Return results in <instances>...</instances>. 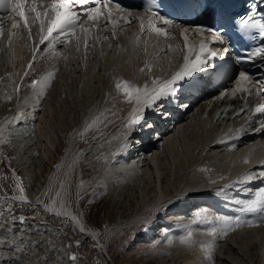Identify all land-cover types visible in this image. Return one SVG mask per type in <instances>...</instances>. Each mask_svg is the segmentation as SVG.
I'll use <instances>...</instances> for the list:
<instances>
[{"label": "bare ground", "instance_id": "obj_1", "mask_svg": "<svg viewBox=\"0 0 264 264\" xmlns=\"http://www.w3.org/2000/svg\"><path fill=\"white\" fill-rule=\"evenodd\" d=\"M45 2H47V0H45ZM130 12H132L133 14L139 15L140 19H134L132 17H129L130 23H125L123 21L117 23L114 29L116 33L115 39H112L113 25L109 24L107 28L101 27L99 31H97L96 29H93L92 34H91V39L89 40V47L87 51L85 50L84 43L82 40L80 42L78 52L75 50V44H70L68 47H65L63 45H58L57 51L67 55L68 57L67 60L63 58H59L58 60L46 59V60H40L39 62L34 63L33 68L35 69V71L30 76L25 78L24 83L21 85V91L19 94V98L14 92L12 105L16 107L17 111H20L23 114L25 119L19 122L14 121L15 126H13V129L11 131L9 130L10 135H14V137L13 136L9 137L8 142L10 143V139H12L10 143V147L12 144L13 150L15 152L14 155L16 154L15 164L17 165L15 166L19 165V167L23 168V172L27 174V177L29 178V180L32 179V177L31 178L29 177L31 176L30 172L32 170L30 169V166L28 165V160L30 159L32 155H34L33 152L36 151V143H35L36 138L38 141L39 137L37 136L40 135V137L43 140L45 137V131H46V129L44 128L49 127V125L46 123L47 120H45L43 115H38L39 119L37 122L34 120L33 116L35 115L36 110L38 109L33 107V105H35L36 103V94L39 91V86H37L38 89L36 88L35 90L32 87H27V86L24 87L25 85L31 84V81L33 79H40L42 76H44L49 71L55 72V77L51 81L50 86L45 90L44 97H47L46 95H50L52 93L57 94L55 98L53 97L54 104H56L57 106L56 107L51 106L47 108L49 111L54 109L56 113L59 112V114L63 115V117L59 116L58 119L60 123V128L63 127L64 129H66L67 120H69L68 122H72L76 118L81 117L83 119L88 115H90L89 116V119H90L92 116L99 115L101 112L104 111L105 106L102 107V104L96 103V102L100 103L102 100V97H101L102 95L100 96V93L96 89H94L95 94H93V92H91L92 94H90L89 91L88 92L86 91V93L82 92L83 93L82 94L80 93L81 91L77 92L78 89L75 90L76 86L78 85L80 86L79 90L81 89L82 85L80 83V80L81 78L84 79L82 72H84V75H85V73H87L88 70L90 69L95 70L94 73L96 75L94 74V76L97 77L98 84L100 85V82L104 84V86L106 84L105 88L107 87L108 83L111 84V87L114 88V90H112L113 91L112 96L118 97V99L115 97L114 98L118 101H121L120 102L121 104H119L120 105L119 107L122 109L120 110V108L118 107L119 108L118 110H120V112L118 114H115L118 111L117 110L114 113L115 115L113 114V116H111L110 119H112L111 121L113 123L116 122L115 124L118 126V128H124L122 127V125L129 118L128 116L127 119H125L126 116L129 115L130 112L132 111L134 104L125 102V97L122 94L118 93L116 90V87H115L116 83L118 81L124 80L134 86L143 87L145 85H148L149 87H151L152 80L155 77H159L161 80L170 79L173 72L175 70H178V67L181 64L183 55L187 52V49L184 48V39H182L179 36L177 30L170 29V31L172 32V35L167 39L164 38L163 36L157 37L154 33H151L150 31L147 30L148 29V23H147L148 16L147 15L138 13L132 10H130ZM17 19L18 18H15L11 15V16L6 17V19L3 22L9 21V23L13 25V23ZM142 22L146 29V31L143 33H141V23ZM100 23L101 25H103L104 21L102 20ZM92 24L93 22L88 21V20L87 21L85 20L83 22V25L85 27H91ZM10 30L16 31L17 35H21V33L18 30L12 29V26ZM77 32H79V29H77ZM22 35L26 37L27 32L26 31L23 32ZM105 36L109 37V40L106 42L102 40V38ZM96 37H100L101 39L96 40L95 39ZM137 37H140L141 42L140 40L137 39ZM189 39L191 40V41L188 40L189 47L195 46L193 42L197 41L196 35H194L193 37L190 36ZM12 42H13L12 43L13 52H14V55H16V60L18 63V65L15 67L14 76H13V83H14L13 88H16L18 84H21L20 77L23 75L24 69L27 67L28 62L32 59L31 57L32 41H26L25 39H18L14 37ZM26 43L28 45L27 47H26ZM169 46H171L170 50H169ZM43 47L44 46H41V50L43 49ZM137 52H139V55H140L139 58L138 57L136 58V55L138 54ZM156 57L159 58V60L164 58V61L162 63L165 65L164 67L162 68L157 67L158 64H156L157 62V60H155ZM120 64L121 66L123 65L125 67V69L127 70L126 72L128 73L130 72L129 77L122 78L124 76V73H123L124 71L122 72L123 76L120 75L121 73L119 74L120 69H118V67ZM146 64L151 66V71L141 72L140 69L145 68ZM156 69L158 71H156ZM141 73H147L149 75L148 82H144L142 80V77H140L139 79V76ZM88 79H90V77ZM85 80H83L82 83ZM209 80H210L209 76L205 78H202L201 76H199V79H196L194 82H192V83H195L197 87L190 88L187 86L188 87L187 93L182 94V95L177 94L175 98H169L168 100L161 101L164 103V105H167V107H169L168 109H166L167 112L169 113V116L167 117V119L162 120V119L157 118L158 114L156 112L148 113V115L152 118V120H154L155 118V121H157L155 124L154 130L156 131V135H158V138L153 140V135L155 133L153 134L151 132V133L145 134V132L142 130H138L130 134L133 138L130 141L133 147L128 151L121 152L123 153V155H119V158H116V160L112 164H110V168L107 170L108 176L106 175L107 178L106 179L104 178L105 179L104 182H106L107 184L108 194L112 199L119 200L120 197L122 199V197L124 196H125L124 198H127L126 200L123 199L125 202H121V203H126L123 207L130 208L132 204L137 203L139 204L138 206L145 207V210H146V207H147L146 205L148 204H146L143 201L145 193L152 194V197L149 198L151 199L152 205H156L161 200L160 196L162 192L159 191L161 190L159 189L160 186L158 187L159 190L158 191L156 190L155 185L157 183L155 182L158 181L157 177L160 178L162 174H166L164 167L166 168L167 166H169V169L172 167V172L175 173L176 175V178L175 177L173 178L177 181L184 180V173L186 171H187V174H189V177L191 175V178L200 177L202 179L200 180L203 182H200V180L197 179V181H194L192 184L187 185L188 190H185L184 193L189 194L188 196H186L184 199L173 200L166 205L167 211L163 213V217L165 216V218H163L162 222L163 224H167L169 228H171V230L169 231V234L171 236L170 240L172 241L171 243H168V240H166L168 239L166 235L164 236V235H161V233L159 234V232L157 231V227L154 226V223H153V226L147 232L142 231L140 233H136V236L138 237L137 239L138 240L147 239V242H149V239L151 238L156 239L155 244H154L156 248L160 249V248L167 246L166 248H169L170 252L172 253L170 258L177 259L175 260V262L177 261L181 264H186L187 262H188L187 264H197L196 262L190 263L189 261H192L193 258H196L197 256H199L202 253L201 250H203V248H204L203 253L204 251L210 249L208 248L209 244H213L214 247H212L209 253L205 254V256L207 257L210 256L212 259L208 260L204 258L202 260L203 263H200V264H263L261 262L264 261V223L258 222V217L260 213L241 212L240 211L241 206L236 203L237 201L235 202L236 204H228V205L218 202L217 204H214V206H212L211 208H209L210 207L209 206L206 209H202L201 211L199 210L201 215L199 217L194 216V218L191 219L190 222L187 221L188 224H183V220L181 221L182 225L180 224L174 225L175 223L174 224L171 223L172 221L168 223L169 222L168 219L171 218L170 216H172L171 214L180 217V215L183 212L190 210V208H192L191 207L192 205H197V204H200V202L204 201L203 199L204 195L211 197V195L217 194L216 190H218L219 188L218 189L216 187L215 188L212 187L211 189L207 188V186L210 187L211 185L214 184V183H210L209 181H216L218 177H219L218 178L219 180L221 179V177H224V179L227 180L228 178H232L235 176V174L239 170L238 167L236 171L228 172L229 167L222 168V165H221L220 170L218 172H214L213 174L212 173V170H213L212 163L213 162L210 159V157L209 158L207 157L206 159L203 153V157L205 158V159H202L203 162H201V160L199 159L202 156L203 151H206L207 154L212 153L214 151H216V153L225 152L223 154H228L227 151H223V150H227V149L230 150L231 146L234 144H231V145L230 144H217L216 141L219 138H222L227 135L236 136L237 130L246 125V117H248V115L253 110V108H255V105L261 99H263L261 98L263 94L261 96L255 95L256 90L254 89L253 86H251L250 83L245 85L253 93V95L250 98L247 96L246 93H243V94L239 92L233 93L231 91L232 89L237 87L236 83L234 84L235 86L229 89V92L226 93L223 97H221V94L215 98H212L211 97L212 95L209 96L210 94L208 96H205L203 94L207 91V88L210 86ZM77 82H78V85H77ZM83 86L86 87L85 83H83ZM109 88L110 87H108V89ZM21 94H23L24 96H22ZM110 94L112 93L110 92ZM196 94L200 95L199 100H196L198 101V103H194L193 101L187 102L188 97H193ZM199 95H197L195 98H197ZM26 97L27 99L22 101V99ZM44 97L41 100H43ZM63 97L65 98V100H67L66 104L67 102L75 104L74 102H75L76 97L80 99L78 101L79 104L72 106L73 113L69 112L70 113L69 115L68 114L66 115V113L62 111L64 110L63 105L65 103V102L63 103L64 101ZM114 98L112 97L111 102ZM180 98L183 100L178 102ZM246 100L248 101L247 103H246ZM91 101L94 102V103L92 102V105H94L95 108H90L91 105L89 104H91L90 103ZM107 101H109V99ZM48 103L50 102H48V100L46 99V103H45L46 106H50V104L48 105ZM118 103L119 102H117V104ZM39 105H41V101ZM113 105H116V103ZM191 108L193 110L192 112H190ZM241 108H245L246 110L237 117L236 113L239 112ZM106 110L107 109H105L102 115L105 114ZM55 112H52V114ZM120 116H122L121 121H119ZM46 118L48 117L46 116ZM65 118H68V119L65 120ZM117 118L118 120H116ZM110 119L108 121H110ZM186 119L187 121H185ZM258 123L259 122L257 120V116L255 115V117L253 118L252 124H251V128L254 129L255 127H258ZM175 124H177V127H178V128H175L176 135L173 138L171 137L172 139H167L165 142H163V144H160V142L158 141H160L161 137L164 138L165 140L166 138L165 135L169 133L170 131H173ZM219 130H221V134H222L220 137L217 136L218 133H220ZM21 131L22 133L18 134ZM113 132H112V135H114L115 133ZM117 132L118 131H116V133ZM53 133L54 132H52V134ZM166 136H168V134ZM241 137L242 138L235 144L236 147L234 150H232L233 153L229 157V160L231 161L232 159H234L236 155L239 154L237 157H235V158H238V161L241 160L239 161L238 165L239 167L246 168L249 164L256 162V160H258L261 155L264 156V133H257V132L254 133V131L249 130L247 134L242 135ZM101 140L102 141L100 143L101 144L103 143V148H104V141L106 140V138L104 140L103 139ZM109 141H106V142H109ZM161 141H163V139H161ZM97 142L94 141V144H93L94 147L96 146ZM117 143L118 142H116V144ZM117 147L118 145L116 146V148ZM137 147H138V150L140 151L136 150ZM31 149H33L32 153H30L29 155H26L25 153L30 151ZM174 151H176V153L178 152L181 155L180 159L178 158L179 156H175V158H178V159H173L174 157H172V154ZM139 152L144 153L146 155V160L148 159L151 161L155 156H157L158 158L159 155H162L163 156L162 158L166 159V161L163 162L164 165L161 167H159V165L157 164L158 162L153 163L154 165L150 166L146 160L145 162L143 161L144 166H150V167H148V169L147 167L146 168L143 167L144 169H147V170L143 169L145 174L140 175L141 176L140 177L138 175L142 173L137 172L138 170L136 169L137 164H134L133 162H131L132 160H129L130 157L134 156L133 154L139 155L138 154ZM81 155L82 153H80L79 156ZM167 155L173 159V160L171 159L172 162L169 161V158L167 157ZM244 157L245 159H249V161L245 163L247 165H243L244 160L242 161V159ZM75 159L76 158L73 157L70 160V162L66 165V169H65V171H67L66 174L69 173L70 167H72V164ZM136 161L139 162V160H136ZM215 162L217 163V161ZM130 163H133V164H130ZM229 164L230 163H228V165ZM204 169H206V171ZM256 169H257L256 166H253V170H256ZM197 170L199 171L196 172ZM169 172H171V170ZM114 175H117V179L113 178ZM215 175L217 177L216 179H215ZM66 176L68 177V175ZM142 176L146 177L145 178L146 181L148 178L149 184L153 183V188L151 189V191L146 190L147 187L142 184ZM120 178L122 180L121 182L120 181L119 183L114 182L115 180L118 181V179ZM224 179H221V180L223 181ZM123 181H125V183L127 181L130 184L126 183L128 185L123 186L121 185V184H124ZM165 181L166 180L163 179L161 182H165ZM187 181L189 180H186V182ZM236 181L237 180L235 179V182ZM172 184L171 186L174 185ZM179 184L178 185L175 184V186H173L174 191L178 189V187L180 186ZM248 186H250V184H248ZM58 187H59V190H58L59 195L57 194V196L53 198L56 200L57 210L59 209L60 203L63 201V200L62 201L60 200L59 202L57 201V199L61 197L62 190H63V188L61 190V186H58ZM162 187L165 188V186H162ZM149 189H150V186H149ZM167 191L169 193L170 192L172 193V191L170 190H167ZM139 192L141 194L140 197H138ZM192 195H195V196H192ZM226 195H229V193ZM0 196L2 197L1 194ZM214 196L212 197L214 198ZM138 198H140L141 203L138 202ZM205 198H208V197H205ZM164 199L165 198H163V200ZM206 201L207 200H205L204 202L210 205V203ZM65 208L68 212L75 214L71 206L68 209L67 207ZM195 215H196V211H195ZM218 215L232 217V218H235L236 216H240L242 220L245 219L246 221L247 220L257 221V223H260L261 225L263 224V226L260 227L257 225V223H255L254 226H252L250 229L248 228V230L243 231L245 230L244 228L247 227V224L244 223L242 226L236 227L235 221H233L232 222L233 226L228 233H231L232 231H235V232L232 235H229L227 237V240L225 243L221 242L222 240L219 242L218 239L220 238L218 235L220 234V229L223 227V225L219 221L216 220V216ZM247 216H250V217H247ZM205 217H207V219H205ZM175 218L177 217H174V219ZM30 221H32V219L27 220L25 224L31 223ZM16 225L20 226V224L18 223H16ZM217 226L220 227L219 230H217V233L215 234L211 233L210 229L216 228ZM77 227L79 228L80 225H77ZM172 227L174 228L172 229ZM185 230L192 232L191 236H192L193 245H191V248H188V250H184L183 244L181 243V238L178 237L179 232H184ZM199 235H203V236L199 239ZM221 238H223L224 240L223 236H221ZM223 243H224V248H222ZM230 244H232L234 247H232ZM103 247L105 248V246ZM150 253L153 254L154 252L151 251ZM162 253H163V250L161 254ZM203 253L200 255V257L204 256ZM217 254H221V257L223 258L218 257ZM165 255L166 254L161 255V257L159 258V261L165 262V260L167 259V256Z\"/></svg>", "mask_w": 264, "mask_h": 264}, {"label": "rangeland", "instance_id": "obj_2", "mask_svg": "<svg viewBox=\"0 0 264 264\" xmlns=\"http://www.w3.org/2000/svg\"><path fill=\"white\" fill-rule=\"evenodd\" d=\"M10 25L11 24L7 23V22L3 23L4 35H3V37H0V119H1L0 120V122H1V124H0V139L5 140L4 143H0V194L2 195V197L0 196L1 197L0 198V211L6 210L9 207V204L11 203L12 209H13V212H12L13 215L16 216V214L18 212L31 213L34 216V218L32 219V221H30L31 223H27V224H24L22 226L21 225L15 226V230L13 232V235L20 237L17 245H12L8 241H6L3 244H0V261H2L3 264H53V261L55 260V258L57 256H60L62 258V260L64 261V264H181L177 261L175 262V260H177V259L170 258L172 253L170 252L169 248H166L167 246L164 245L165 247L162 246L163 248L157 249L156 246L154 245L156 239L151 238L152 241H151V239H149L150 243L147 242V239L146 240H138L136 233H140V232L144 231L143 228L141 227L142 223L151 221V220H153V218H155L156 221L154 222V226L157 227V231L159 232V234L161 233V235L165 236V234L162 232V230L163 229L168 230V234L166 235L168 239H166V240H168V243H169V241L171 239L169 231L171 230V228H169V226L167 224H163V222H162L163 218H165V216L163 217V213L165 211L163 209H161L159 211V213H157L156 210H157L158 206H160L162 204L167 205L168 203H170L173 200L184 199L186 196L189 195V194L184 193L185 190H188L187 185L192 184L194 181H197V179L200 180L201 178L200 177H197V178L192 177L191 178V175L189 177V174H187V171H186L184 173V180L185 181L184 180L177 181L173 178V177L176 178V175H175V173L172 172V167L170 169H169V166H167L166 168L164 167L166 174H162L160 176V178L157 177L158 181L155 182L157 184L156 185L154 184L157 191L159 189H161V190H159L160 192H162V194L160 196L161 200L156 205H152L151 199H149L152 197V194L145 193L143 201L149 205V206L146 205L147 206L146 210H145V207L138 206L139 204H137V203L132 204L130 206V208L123 207L126 203H121V202H125L123 200V199H125V200L127 199V198H124L125 196L122 197V199L120 197L119 200H114L109 196L107 184H106V182H104V180L108 176L107 170L110 168V164H112L116 160V158H119L121 151L118 148L121 147V144L124 142V138L126 136H129L130 133H129L128 129L118 128V126L115 124L116 122L113 123L111 121L112 119H110V117L113 116V114L120 108L119 104H121L120 103L121 101H118L115 99V98L118 99V97L112 96L113 95L112 90H114V88L111 87V84L108 83L106 88H105L106 84H105V86L101 82H100V85L98 84L97 77L94 76L95 70H91V69L88 70L87 69L88 71H87V73H85V75H84V72H82V75L84 78V79L81 78V80H80V83L82 85L81 86L82 90L81 89L79 90L80 86L78 85V82H77V85L79 87L76 86L75 90L78 89L77 92L81 91L80 93H82V92L86 93V91L87 92L89 91L90 94H92L91 92H93V94H95L94 89H96L100 93V96L102 95L101 97L103 100V101L101 100L100 103H98V102H96V103L102 104V107L105 106L104 111H105V109H107L105 114L102 115V113L104 112L103 111L99 115L92 116L93 118L91 117L90 119H89L90 115L86 116L83 119L81 117H79V118L74 119L73 120L74 122L73 121L68 122L69 121V120H67L68 118H65V120H67L66 129H64L63 127L60 128V123H59L58 118H59V116L63 117V115L59 114V112L56 113L54 109L49 111L47 108V107H51V106H53V107L57 106L56 104H54V101H53L57 94L52 93L53 95L52 94L46 95L47 97H44L43 100H40L41 105H39V107L37 108L38 110H36V113L33 116L34 120L37 122L39 119L38 115H43L45 120H47L46 123L49 125V127L44 128V129H46V131H45V137L43 140L40 137V135L37 136V137H39V139L37 141V138H36V142H35L36 143V151L33 152L34 155H32L30 157V159L28 160V165L30 166V169L32 170L31 171L32 174L30 172L31 176H29V177L30 178L32 177V179L29 180V178L27 177V174H25V172H23V168L19 167V165L15 166V165H17V164H15L16 154L14 155L15 152L13 150L12 144L10 147V143H11L12 139H10V143L8 142V139H9V137H12V136L14 137V135H10V131L13 129V125H14L13 118L16 115L15 113H17L16 107L12 105V100L14 97V89H15V88H13L14 87L13 76H14L15 67L18 65V63L16 60V55H14V52H13V47H12L13 42L10 43L9 38H7L8 36H6V35H8L9 30L11 29L12 25L11 26ZM138 40H140V42H141L140 37ZM137 53L138 54L136 55V58L137 57L139 58V56H140L139 52H137ZM155 60H157L156 64H158V66H157L158 68H162L165 66L164 64H162L164 61V58L159 60V58L156 57ZM118 69H120L119 74L121 73L120 74L121 76H123V73H124V76L122 78L129 77L130 72L129 73L126 72L127 70L125 69V67L123 65L121 66V64H120ZM157 69H156V71H158ZM87 74H89V75H87ZM86 76H87V78H86ZM89 77H90V79H88ZM140 77H142V80L144 82L149 81V75L147 73H141L139 76V79H140ZM83 80H85L83 83H85L86 87L83 86V83H82ZM28 83H29V81H28ZM95 85H96V87H95ZM24 87H26V86H24ZM108 87H110V88L108 89ZM85 88H87V89H85ZM110 89H111V91H110ZM110 92L112 94H110ZM228 92H229V90H227V92H224V91L219 92L218 91V92L212 93L211 97L215 98L222 93H224V95H225ZM21 95L24 96L23 94H21ZM104 95H105V97H104ZM8 96H11V100L7 99ZM51 97H52V99H51ZM112 97L113 98L115 97V98L111 102ZM26 99H27V97L22 99V101H24ZM46 99L48 100V102H50V103H48V105L50 104V106H46V104H45ZM108 99H109V101H107ZM63 100H64L63 103L65 102L64 103L65 107L63 105L64 110H62V111L65 112L66 115L67 114L69 115L70 113H73L72 106L79 104L78 101L80 99H78L76 97L75 102H74L75 104L69 103V102H67V104H66L67 100H65L64 97H63ZM114 100H116L119 103L117 104V102ZM196 100H199V97H197ZM196 100L194 101V103H198V101H196ZM92 102L93 101L90 102L91 104H89V105H91V107L90 106L89 107L95 108V106L92 105ZM115 103H116V105H113ZM24 106H26V105H24ZM121 109L122 108H120V110ZM120 110H118L115 114H118L120 112ZM62 111H60V112H62ZM192 111L193 110L191 108L190 112H192ZM52 112H55V113L52 114ZM51 114H52V116H51ZM46 116L49 119L46 118ZM128 116L129 115H127L125 119H127ZM97 117L99 118L98 123L95 126H93L91 129H89L83 136L79 135V133L84 130L86 123H91V121ZM86 118H87V120H86ZM109 119H110V121H108ZM119 119H120L119 121H121L122 116H120ZM116 120H118V118ZM185 121H187V119ZM175 128H178L177 124H175L173 131H170L169 133H167L168 136H166L167 134L165 135V137H166L165 140H164V138L161 137V139H163V141H161V139H160V141H158V142H160V144H163V142H165L167 139H172L176 135V131H175L176 129ZM50 131H52L54 133L52 134V132H50ZM116 131H118V132L116 133ZM112 132L114 133V135H112ZM219 132L220 133H218L217 136H221V130H219ZM21 133H22V131L19 132L18 134H21ZM152 133L153 134L155 133L153 135V138H157L156 131L153 130ZM110 134L112 135V137ZM118 135H119V137H118ZM48 137H49V139H48ZM104 137L106 138V140L104 141V148H103V143L101 144L100 142L102 141L101 139H103V140L105 139ZM131 139H133L132 136H131ZM94 141H96V142L98 141L95 147L93 145ZM106 141H109V142H106ZM116 142H118V143L116 144ZM107 144H108V146H107ZM41 145H43V146H41ZM117 145H118V147L116 148ZM115 148H116V150H115ZM32 151H33V149L26 152L25 154L29 155L30 153H32ZM176 151H177V149H176ZM176 151L173 152L172 157H174L173 159H178V158L180 159L181 155L178 152L176 153ZM223 151H227L228 154H223L225 152L216 153V151L207 154L206 151H203L202 156H201L202 158L200 157V159H199V160H201V162H203L202 159H205V158L207 159V157L208 158L210 157V159L213 162L212 163V167H213L212 173L213 174H214V172H218L220 170L221 165H222V168L223 167H226V168L229 167L228 172L236 171L239 168V170L237 171L235 176L232 178H228L227 180L226 179H224L223 181L221 179L219 180L218 179L219 177L217 178L215 175V179L217 178V180L215 182L216 183L218 182L217 184H221L223 182L221 185H215L214 184L215 185L214 187L211 185L213 188L216 187L217 189L218 188L222 189V187H224V185H227V184H234L235 179L238 180V178L243 173L248 172L249 170H253V167L249 168V166L251 165V164H249L246 167L247 169H245L244 171H241L240 168H243V167H239V165H238L239 161H241V160L238 161V159L235 158L239 154L238 153H237L238 155L235 154L236 156L234 157V159L231 158L232 160L230 161L229 157L232 155L233 151L232 150L230 151L228 149L223 150ZM79 152L82 153L81 156H79L80 155ZM116 152L118 155H116L114 157L113 153H116ZM156 152H157V150H156ZM174 153H175V155H174ZM203 153H204L205 158L203 157ZM138 154L139 155L133 154L134 156L130 157V159H129V160H132L131 162H133L134 164H137V167H138V168L136 167V169H138L137 172L142 173L139 175L137 174L138 176L145 174L144 170H147L148 167L153 166L154 165L153 163L158 162L157 164L159 165V167H161L164 165L163 162L166 161V159L162 158L163 157L162 155H159L158 158H157V156H155L156 158L155 157L154 158L156 160L153 158L152 160L154 162L152 160H151L152 161L151 162L148 159L146 160V155L144 153L139 152ZM76 155H78V156H76ZM136 156H138V157H136ZM175 156H179V157L175 158ZM73 157L76 159L74 160L72 167H70L69 173L66 174L67 173V171H65L66 165L70 162V160ZM167 157L169 158V161L172 162L173 159L170 158V156H168V155H167ZM136 160H139V162ZM145 160L149 163L150 166H144L143 165V161L145 162ZM243 160H245V157L242 159V161ZM215 161H217V163ZM232 161H233V163H232ZM247 161H249V159H247ZM136 162H138V163H136ZM159 162H161V163H159ZM133 163H130V164H133ZM228 163H230L231 166H230V164L228 165ZM138 164H139V166H138ZM57 165H59L60 167H57ZM235 165H236V167H235ZM243 165H247V164L244 163ZM201 166H200V168H201ZM143 167L144 168L147 167V169H144ZM168 169H169V171L171 170V172H169ZM198 171L199 170H197L196 172H198ZM13 172H15L16 176H19L21 178V181H22L23 186L25 188V195L27 196V200H28L27 204H21L19 202L13 203L12 201L7 200V197H11L13 195H18V192H14L15 182H14L13 177H12ZM28 174H29V172H28ZM66 175H68V177ZM188 177H189V179H188ZM113 178L117 179V175H114ZM145 178L146 177L142 176V184L147 187V189L145 188L146 190L151 191V189L153 188V183L149 184L148 178H147V181ZM163 179L166 180L165 181L166 183L161 182ZM186 180H189V181L186 182ZM201 180H200V182H203ZM63 181H64L65 185H64ZM119 181L120 182L122 181L121 178L118 179V181L115 180L114 182L119 183ZM219 181H220V183H219ZM123 182H124V184L120 183L123 186L130 184L127 181H126V183H128V184H126L125 181H123ZM171 184L173 186H175V184L176 185L179 184L180 186L178 187V189L176 191H174L173 186H171ZM61 185H63L64 187H63V190L61 187L62 194H61V197H59L57 199V201L59 202L60 200L61 201L63 200L62 202L65 204V207H67V209L71 206V208L75 212V214H78V213L82 214V221L81 222L85 228V232H83V233L80 232V230H79L80 227L78 228L77 225L74 226L72 224V222L69 219L64 218L63 215L57 216V215H55V213L48 212V211L44 210L45 203H47V204L50 203L49 201H51L55 196H57L58 190H59L58 186H61ZM234 185H236V184H234ZM260 185H262V184H260ZM149 186H150V189H149ZM162 186H165V188H163ZM166 186H167V188H166ZM220 186H221V188H220ZM158 187H159V189H158ZM249 187L251 189L253 188L252 191L250 192V194L254 195V192L258 188L254 187L253 183H250ZM232 188L227 190V192H226V194L229 193V195L224 194V195L218 196L217 194H213V195H211V197L204 195L203 196L204 201L207 200L206 202L210 203V205L206 204L204 201L200 202V204L196 203L197 205H192L191 206L192 208H190V210H188L186 212H183L180 215V217L171 214L172 216H170L171 218L168 219V221H169L168 223H170L172 221L171 223H173V224L175 223L174 225H177V224L182 225L181 221L183 220V224H188L187 221L190 222V220L193 219L194 216H196L195 211L197 212V210L201 211L202 209H206L209 206H210L209 208H211L212 206H214V204H217L218 202H221L222 204L228 205V204H236L237 203L236 201H240V200L245 201V200L250 199V196L246 197V195L241 194V188L240 187L239 188L237 187V189H232ZM166 189L172 191L173 194L171 192L169 193ZM163 191H165V192H163ZM231 193L233 196L231 195ZM138 194H139L138 197H140V195H141L140 192ZM214 195H216V196H214ZM145 196H146V198H145ZM192 196H195V195H192ZM212 196H214V198ZM38 197L40 200L39 203L37 202ZM114 197H116V196H114ZM205 197H208V198H205ZM163 198H165V199L163 200ZM217 198H218V200H217ZM223 199H229L230 202H225ZM138 202L141 203L140 198H138ZM211 204H213V205H211ZM139 213H141V214H139ZM159 216L161 219L159 218ZM173 216L177 217L178 219L175 218L176 219L175 220ZM172 217H173V219H172ZM247 217H250V216H247ZM4 219L10 222V216L9 215H5ZM29 220H31V219H29ZM233 221H235V220L233 219ZM242 221H246V220L243 219ZM37 225H45L46 229L41 228L39 231H37V229H36ZM257 225L260 227L263 226V224L261 225L260 223H257ZM173 228L174 227H172V229ZM219 228L220 227H218V226L216 227L217 230H219ZM248 228L250 229L251 227L247 226L244 228L245 230H243V231L248 230ZM21 229H23V231H21ZM52 230H56V231H52ZM188 232L189 231H187V230H185L184 232H179L178 237H180V238L181 237H187ZM234 232L235 231H232L231 233H227L226 235H222L224 237V240H223V238H221V234H219L218 236L220 239H218V241L220 242L222 240L221 242L225 243L227 240V237L229 235H232ZM95 233H99V235H95ZM7 235H8V233H7L6 227L3 229H0V238H4ZM191 235H192V232H191ZM202 236L203 235H199V239ZM10 239H11V237H9V240ZM26 240L27 241H36L37 243H36L35 247H33L31 245V243H29L26 247H24L23 251L16 252L15 248L24 245V242ZM49 240H51L54 243L55 247L58 249H62L63 246H65V245H71V247L67 249L66 253L64 251H59V252L48 251L50 245L47 244L46 241H49ZM77 242H79V245H80L79 247H77ZM100 242H101V244H100ZM166 243H167V241H166ZM192 243H193V241H192V236H191L188 239L187 243H182L184 250H188V248H191V245H193ZM224 243L222 244L223 245L222 248H224ZM209 245H213V244H209ZM230 245L232 247H234L232 244H230ZM103 246H105V248ZM213 247H214V245H213ZM162 250H163V253L161 254ZM203 250H204V248H203ZM203 250H201L202 253H203ZM69 251L74 253V255H76L78 257L77 261L71 262L67 259ZM149 251L150 252L152 251L154 253L151 254ZM209 251H210V249L204 251V253H203L204 256L200 257V255L202 254L201 253L199 256L196 257L197 259L193 258V260L189 261V262L190 263L196 262L197 264L203 263L202 260L205 257H207V256H205V254L209 253ZM163 254H166L165 256H167V259L165 258L166 259L165 262L159 261V258ZM217 256L221 257V254H217ZM221 258H223V257H221ZM261 263L264 264V261Z\"/></svg>", "mask_w": 264, "mask_h": 264}, {"label": "snow or ice", "instance_id": "obj_3", "mask_svg": "<svg viewBox=\"0 0 264 264\" xmlns=\"http://www.w3.org/2000/svg\"><path fill=\"white\" fill-rule=\"evenodd\" d=\"M264 3V0H260ZM94 5V6H93ZM161 4L159 0H146V4L143 8L145 14H150L148 18V31L154 33L157 37L163 36L164 38H169L172 35L170 29H182L181 35L184 39V48L187 52L183 55V63L179 65L178 70L172 74L170 79L161 80L159 77H155L152 80V85L149 87L145 85L143 87H138L131 85L127 81H118L115 85L118 93L125 97V102L133 103L134 107L129 114V118L125 121L122 127L128 129L129 133H133L138 130H142L145 134L151 133L155 124L152 118L148 115L150 112H156L157 118L167 119L169 113L161 101L168 100L169 98H175L185 85L190 88H195L197 85L192 83L195 78L196 73L204 72L209 70V65L214 64L216 59L225 61L227 55L233 50L232 44L234 42H239L240 37L237 36L235 41H230L229 36L231 33L225 32L223 26L221 28H214L211 25H201L197 24L195 26L184 27L183 25L176 22L175 19L169 18L168 16L160 12ZM254 8L259 9L258 5H253ZM0 11L11 14L13 17L18 18L12 25V29L18 30L21 35H17L16 31H9L8 38L9 42L13 41V38L25 39L26 41H32L31 45V57L32 59L28 62L27 67L24 69L23 75L20 77L21 84H18L14 89L17 97L21 91V85L24 83L26 77L30 76L35 69L33 64L39 62L40 60L52 59L58 60L63 58L67 60V55L57 51L58 45H63L68 47L70 44H75V50L79 51V46L81 40L84 43L85 50L87 51L89 47V40L91 39V34L93 29L99 31L101 27L107 28L109 24L113 25L112 39H115V26L117 23L123 21L125 23H130L129 17L134 19H140L139 15L133 14L129 9L122 7L120 4H113V0H0ZM252 9L248 10L247 18L240 17L238 30L243 31L245 34L252 29L258 30L257 35H253L251 39L255 41L257 38L260 39L258 45H253L251 47H245L242 50V54H237L235 56V63L237 65H244L238 70V75H236L235 83L236 88L232 89L233 93H246L250 98L253 93L245 85L249 82L258 84L259 87L256 90L255 95L261 96L264 94V78H258L256 72H264V22L258 19H254L252 15ZM6 17H0V37L4 35L3 21ZM83 19L92 21L91 27H85L82 23ZM104 21L101 25V21ZM158 24L166 25L167 28L159 27ZM79 29V32H77ZM27 32V36L22 35L23 32ZM146 29L141 23V33L145 32ZM188 33H194L197 35L207 34L208 39H201L199 43V48L195 46L189 47L188 45ZM96 40H100V37H96ZM139 39V37L137 38ZM103 41H108L109 37L105 36L102 38ZM218 42L220 45H228L220 50H213L209 45L210 43ZM26 43V47H27ZM41 46H44L41 50ZM171 46H169L170 50ZM216 72L227 71L225 65H215L211 69ZM254 70V71H253ZM141 72L151 71V66L146 64L145 68L140 69ZM235 71V70H233ZM55 77L54 71L47 72L40 79H33L30 85H25L27 87H32L34 90L39 86V91L36 94V103L33 107L38 108L40 100L45 95V90L50 86L51 81ZM224 93L221 94V97ZM7 99L11 100V96ZM248 101L246 100V103ZM246 109L241 108L239 112L236 113L238 117ZM256 114H261L264 116V103H257L252 112L246 117V125L237 130L236 139H239L242 135L247 134L249 130L255 131L257 133H264V119L259 121V126L254 129L251 128L253 118ZM25 117L20 111H17L13 120L19 122L24 120ZM99 118H94L91 123H86L85 128L79 135L83 136L89 129L98 123ZM15 126V125H13ZM131 135L124 138V142L121 144L120 151L125 152L130 150L133 145L131 144ZM4 139H0V143H4ZM221 143L224 141H220ZM235 145H232L230 150L235 149ZM117 153H113L115 157ZM247 159L243 163H247ZM262 167L259 170H249L243 173L234 184H250L257 180L264 182V161H261ZM57 167H60L57 165ZM206 171V169H204ZM13 180L15 182L14 192H18V195H13L7 197V200L13 203L19 202L21 204H27V196L25 195V188L19 176H16L15 172L12 173ZM224 179V177H221ZM210 183H215V181H209ZM234 184H227L222 189L217 190V195H224L227 190L231 189ZM63 188V185H61ZM46 194V193H45ZM59 195V194H58ZM39 203V197L37 198ZM240 205V211L245 213H260L258 217V222L264 223V186L258 187L255 191L254 198L245 201H237ZM163 209L167 211L165 204L158 206L157 213ZM44 210L48 212H54L55 215H63L69 219L72 224L80 225V232H85V228L82 225V214H73L68 212L65 208L63 202L60 203L59 209L57 210L56 200L53 199L50 203L44 205ZM12 204L9 207L0 211V229L7 228L8 235L4 238H0V244L8 241L12 245H17L20 237L14 236L13 232L15 230L16 223L19 222L20 225H24L27 221V217L21 215L19 217L12 214ZM5 215L10 216V222L5 220ZM201 215L200 211L196 212V216ZM207 219V217H205ZM233 219L235 220V226H242L244 223L247 226H254L257 221L247 220L242 221L240 216L235 218L227 216H216V220L219 221L223 227L220 229V234L226 235L232 228ZM155 222L153 220L142 223L141 227L145 232H147ZM210 222V221H209ZM41 228H45V225H37L36 229L39 231ZM23 231V229H21ZM56 231V230H52ZM162 232L167 235L168 230L163 229ZM210 232L215 234L217 232L216 228L210 229ZM99 235V233H95ZM9 237L11 239L9 240ZM191 237V232L187 233V237H181V243H187L188 239ZM29 243L33 247L36 245V241H25L24 245L16 247V252H21L24 250ZM50 245L48 251H64L71 245H65L62 249L55 247L54 243L49 240L46 241ZM171 243V240L169 241ZM79 242H77V247H79ZM213 245H208V248H212ZM67 259L71 262L77 261L78 257L76 255L68 256ZM205 259L211 260L212 258L205 257ZM0 264H3L0 261ZM53 264H64V261L60 256H57L53 261Z\"/></svg>", "mask_w": 264, "mask_h": 264}, {"label": "water", "instance_id": "obj_4", "mask_svg": "<svg viewBox=\"0 0 264 264\" xmlns=\"http://www.w3.org/2000/svg\"><path fill=\"white\" fill-rule=\"evenodd\" d=\"M21 215H23V216H25V217H27L28 219L27 220H29V219H33L34 218V216L31 214V213H28V214H25V213H22V212H18L17 214H16V216L17 217H19V216H21ZM18 224H19V222H17ZM74 253H72V252H68V256H71V255H73Z\"/></svg>", "mask_w": 264, "mask_h": 264}, {"label": "clouds", "instance_id": "obj_5", "mask_svg": "<svg viewBox=\"0 0 264 264\" xmlns=\"http://www.w3.org/2000/svg\"><path fill=\"white\" fill-rule=\"evenodd\" d=\"M26 214V213H25Z\"/></svg>", "mask_w": 264, "mask_h": 264}]
</instances>
